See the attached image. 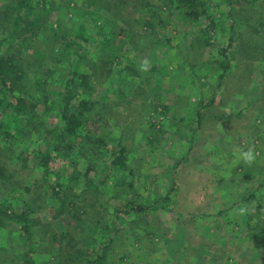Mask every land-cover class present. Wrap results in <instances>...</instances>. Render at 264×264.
Returning <instances> with one entry per match:
<instances>
[{
    "label": "rangeland",
    "instance_id": "rangeland-1",
    "mask_svg": "<svg viewBox=\"0 0 264 264\" xmlns=\"http://www.w3.org/2000/svg\"><path fill=\"white\" fill-rule=\"evenodd\" d=\"M153 1L160 19L148 27L139 20L145 14L129 8L125 16L101 1L89 9L86 0H0L1 53L27 61L46 51L41 68L54 79L74 70L100 80L104 24L117 57L105 65V84L95 82L101 103L93 128H104L109 149L126 146L136 170L108 176L98 162L87 177L72 178L89 162L73 152V163L55 143L50 176L36 158L50 142L41 144L34 125L0 107L5 129L17 137V155L0 149V264H86L106 245L104 264H264V0H208L211 31L189 8ZM18 11L35 24L21 37L12 33ZM32 31L38 37L29 38ZM62 37L80 46L58 56L63 41L53 38ZM127 74L135 78L125 87ZM41 118L44 129L59 124L56 116ZM238 148L251 149L254 160L239 158ZM130 178L141 210L130 202ZM7 209L26 218H11Z\"/></svg>",
    "mask_w": 264,
    "mask_h": 264
},
{
    "label": "trees",
    "instance_id": "trees-1",
    "mask_svg": "<svg viewBox=\"0 0 264 264\" xmlns=\"http://www.w3.org/2000/svg\"><path fill=\"white\" fill-rule=\"evenodd\" d=\"M86 1L89 9L93 2L101 1L104 7L108 9L110 8L108 4H113L112 9L116 13L125 11V16L128 12H130L129 8L132 10V14H139V16L140 14H145V17H141L139 20H141L148 27L155 26V22L153 20L155 17L160 19V14L156 9L157 5L153 0ZM24 2L25 0H18L17 4L21 6ZM207 2L208 0H163L167 9H171L174 3H176L179 8H189L190 10L188 13L194 15V17L201 20L202 23H205V27L211 31L213 29L214 21L210 16ZM87 13L93 14V10L87 11L86 14ZM128 21V18L125 19V22L128 23ZM13 25L15 30L12 33L17 37H21L23 32L27 31L30 26L35 24L31 22L30 17H25L21 11H18L14 18ZM104 27V24L99 25L100 29L98 32V34L100 33V35H102L100 52H103V57H106L101 64L102 72L99 75L100 80L98 77L94 78V74L92 73H82L74 70H70L66 73L62 72L59 74L58 78L54 79L49 74L52 70L45 71L41 68L43 66L42 63L46 51L37 52L33 55L32 60L27 61L21 57L19 58L15 56L14 54H2L0 51V107H3L6 110H12L11 113L13 114V119L21 117L25 124L31 126L34 125L32 128L37 130L36 132L40 134L39 139H41V144L50 142L49 146H46L47 149H42L43 151H40V154L36 156L38 165L43 169V171H45L46 174L50 175L48 168L49 163L51 162L53 155L56 153V147L58 146H62V151L67 153V157H69V159L71 158L70 161L73 163L75 162L73 152H78L87 158L89 162L87 170L84 174L82 172L80 174V172L78 173V171H75L72 178L74 177L75 179H78L81 175L82 177H87L91 170L97 168L99 165L98 162L105 164L106 175L108 176L110 173L114 174L124 171L126 173H132L133 176L136 174V170L133 166L134 160L132 161V158H130L128 148L123 146L122 143H118L116 150L113 151L109 149L107 146V135L104 128L102 127L103 130H101V133H95L93 128L94 124L96 125L100 121L99 119H94L95 107L98 103H101V100L98 99L96 95V83L100 82L105 84V82L101 81V79H105L104 72L107 71L105 70V65L111 62L113 63L117 57V48L113 46V36L108 34ZM38 35L39 33L32 31L29 38L32 36L36 38ZM81 38H83V35H81ZM53 40L55 42L59 40L60 42L63 41L64 46L58 56H63V54L69 55L71 45L80 46L79 42L69 41L65 37L60 39L53 38ZM126 42H128L127 38H125V43ZM234 43V37L232 36V40L228 48L232 51V53L236 47ZM52 55L53 53L49 56L52 57ZM80 55L83 60L93 64V61L89 59L90 57L87 54H84V51H82ZM221 67H223L224 71H226L228 66L222 62ZM112 72H114L113 69H110L108 71V76L113 74ZM134 78V74L125 75V87H127L130 81ZM107 79L109 78L106 76V80ZM58 88L61 89V91L59 94H55V90L53 89ZM126 96L127 94L125 93V98ZM105 112L107 111L105 110ZM41 115L47 118L51 115L56 116V118L59 119V124L57 123V125L53 126L51 129H44L45 122H43ZM13 119L11 122H13ZM104 121V125L107 126L108 120L105 119ZM5 125L6 123H3L0 120V131L2 130L4 133V138L0 140L4 146H0V149L3 153L8 155H17V152L14 149V143L16 142L17 137L14 133L5 129ZM55 143H57L56 147ZM56 158H58V156L55 155L54 159ZM54 175L60 177V174ZM108 176L106 177L107 179L109 178ZM0 179H5V169L2 166H0ZM92 181L93 180L91 179V184ZM103 181L106 180L104 179ZM104 183L106 184V182ZM125 185L128 187V193H131L130 202L135 205L136 209L141 210L142 207L135 198L136 183L134 178H130V180L126 181ZM50 187L53 195L59 196L60 193L57 191L56 186L50 184ZM74 196L78 195L74 194ZM66 199L67 198H64V200ZM70 201L73 204V209H76V199L73 200L70 198ZM5 211L6 214L8 213L7 216L11 218H26V212L9 214L8 209ZM125 211L127 212L128 210H124V212ZM73 215L75 217L79 216L76 211L73 212ZM0 224L3 225L1 220ZM29 225L30 224L28 222H25L22 224L21 229L24 231L25 239L29 241V243H27L29 248L35 250L36 246L33 248L34 234L30 230ZM110 246L111 245H106L102 248L101 253L97 252L93 257L88 256L86 264H104L106 254ZM28 264H31V262Z\"/></svg>",
    "mask_w": 264,
    "mask_h": 264
},
{
    "label": "clouds",
    "instance_id": "clouds-1",
    "mask_svg": "<svg viewBox=\"0 0 264 264\" xmlns=\"http://www.w3.org/2000/svg\"><path fill=\"white\" fill-rule=\"evenodd\" d=\"M236 153L238 154L239 158H242L246 162H252L255 158L254 153L251 149L244 151L242 149H236Z\"/></svg>",
    "mask_w": 264,
    "mask_h": 264
}]
</instances>
